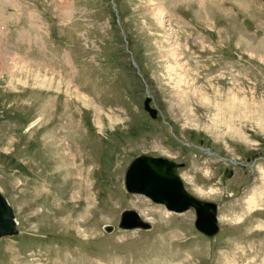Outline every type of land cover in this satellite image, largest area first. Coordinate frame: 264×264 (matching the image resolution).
<instances>
[{
    "label": "rangeland",
    "instance_id": "1",
    "mask_svg": "<svg viewBox=\"0 0 264 264\" xmlns=\"http://www.w3.org/2000/svg\"><path fill=\"white\" fill-rule=\"evenodd\" d=\"M141 154L217 235L125 191ZM0 190V264H264V0H0Z\"/></svg>",
    "mask_w": 264,
    "mask_h": 264
},
{
    "label": "water",
    "instance_id": "2",
    "mask_svg": "<svg viewBox=\"0 0 264 264\" xmlns=\"http://www.w3.org/2000/svg\"><path fill=\"white\" fill-rule=\"evenodd\" d=\"M133 65H136L132 62ZM150 97L147 95L143 103L144 110L152 118L156 117V110L149 106ZM184 163H176L168 158L141 154L133 159L125 171L124 188L127 193L142 195L152 203L164 206L167 210L182 214L194 209L196 231L207 237L218 232L216 218L217 205L195 198L185 190L178 171ZM15 214L0 191V238L11 237L18 233L15 225ZM121 230H150L151 226L142 221L133 210H125L119 219Z\"/></svg>",
    "mask_w": 264,
    "mask_h": 264
},
{
    "label": "flooded vegetation",
    "instance_id": "3",
    "mask_svg": "<svg viewBox=\"0 0 264 264\" xmlns=\"http://www.w3.org/2000/svg\"><path fill=\"white\" fill-rule=\"evenodd\" d=\"M246 160H247V162L242 164L240 162H236V161H232V160L226 159V161H229L233 166H236L237 168L241 167V170H243V171H244V168L247 167L246 164L248 165V162L251 161V160H248V159H246ZM241 173L243 174L244 172L241 171ZM247 179H249V178H247Z\"/></svg>",
    "mask_w": 264,
    "mask_h": 264
}]
</instances>
